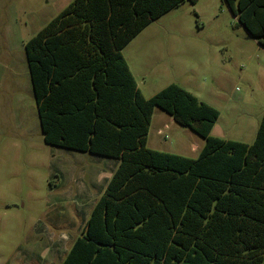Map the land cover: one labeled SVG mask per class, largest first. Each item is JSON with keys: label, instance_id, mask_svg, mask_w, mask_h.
<instances>
[{"label": "trees", "instance_id": "obj_1", "mask_svg": "<svg viewBox=\"0 0 264 264\" xmlns=\"http://www.w3.org/2000/svg\"><path fill=\"white\" fill-rule=\"evenodd\" d=\"M187 0H72L24 44L44 144L117 161L62 264H264V113L251 144L176 84L146 99L121 51ZM195 3L196 0H188ZM264 48V0H224ZM154 108L196 158L146 147Z\"/></svg>", "mask_w": 264, "mask_h": 264}, {"label": "rangeland", "instance_id": "obj_2", "mask_svg": "<svg viewBox=\"0 0 264 264\" xmlns=\"http://www.w3.org/2000/svg\"><path fill=\"white\" fill-rule=\"evenodd\" d=\"M72 0H0V264H62L117 161L44 144L24 44ZM144 98L176 84L218 111L210 136L251 144L264 48L224 0L184 1L122 51ZM204 140L154 108L146 147L196 158Z\"/></svg>", "mask_w": 264, "mask_h": 264}]
</instances>
